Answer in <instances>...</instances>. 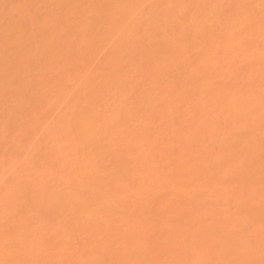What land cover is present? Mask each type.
<instances>
[{"label":"bare ground","instance_id":"bare-ground-1","mask_svg":"<svg viewBox=\"0 0 264 264\" xmlns=\"http://www.w3.org/2000/svg\"><path fill=\"white\" fill-rule=\"evenodd\" d=\"M0 264H264V0H0Z\"/></svg>","mask_w":264,"mask_h":264}]
</instances>
